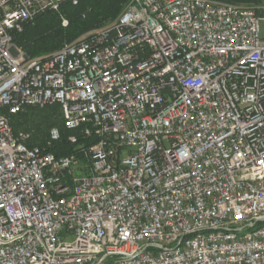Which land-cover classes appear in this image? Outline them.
Wrapping results in <instances>:
<instances>
[{
  "label": "built area",
  "instance_id": "2783aa9c",
  "mask_svg": "<svg viewBox=\"0 0 264 264\" xmlns=\"http://www.w3.org/2000/svg\"><path fill=\"white\" fill-rule=\"evenodd\" d=\"M67 1L0 0V264H264L257 8L127 0L53 53L15 45ZM54 105L64 132L14 134L12 115ZM77 131L95 142L57 156Z\"/></svg>",
  "mask_w": 264,
  "mask_h": 264
},
{
  "label": "trees",
  "instance_id": "16d2710c",
  "mask_svg": "<svg viewBox=\"0 0 264 264\" xmlns=\"http://www.w3.org/2000/svg\"><path fill=\"white\" fill-rule=\"evenodd\" d=\"M231 2V0H228ZM254 0H248L247 2ZM127 0H78L77 5L67 1L61 4L59 12L47 13L27 24L22 33L17 34L14 43L30 58L53 53L79 36L91 32L105 23L114 21L124 10ZM65 19L68 25L63 27ZM11 127L17 136L21 131L32 132L28 147L42 146L52 128L64 132L59 105L45 108L28 107L23 112L12 115ZM69 135L78 137L77 144L68 141ZM94 138L85 139L81 132H67L55 144L53 152L57 156L74 153L78 146L92 145Z\"/></svg>",
  "mask_w": 264,
  "mask_h": 264
},
{
  "label": "rangeland",
  "instance_id": "374dc122",
  "mask_svg": "<svg viewBox=\"0 0 264 264\" xmlns=\"http://www.w3.org/2000/svg\"><path fill=\"white\" fill-rule=\"evenodd\" d=\"M246 3L249 4V5H251L252 7L257 8L258 14H259L261 17L264 18V0H254L253 2L251 1V2H246ZM60 6H61V5H59V8H58L57 10H51V11H49V12H47V13H56V12L58 13V12H59V9H60ZM47 13H46V14H47ZM108 23H110V22H108ZM108 23L103 24V25L100 26L99 28L106 26ZM61 24H62L63 27H66V26L68 25V21L65 20V19H63V20L61 21ZM260 26H261V30H262V39H264V21H261ZM99 28H97V29H99ZM97 29H95V30H97ZM95 30H93V31H95ZM93 31H91V32H93ZM91 32H88V33H85V34L79 36V37L76 38L74 41H76V40H78V39H80V38H82V37L87 36V35H88L89 33H91ZM74 41H73V42H74Z\"/></svg>",
  "mask_w": 264,
  "mask_h": 264
}]
</instances>
